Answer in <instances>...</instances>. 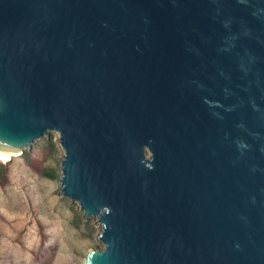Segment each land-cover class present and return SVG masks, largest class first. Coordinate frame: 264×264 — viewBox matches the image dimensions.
<instances>
[{
  "label": "water",
  "instance_id": "obj_1",
  "mask_svg": "<svg viewBox=\"0 0 264 264\" xmlns=\"http://www.w3.org/2000/svg\"><path fill=\"white\" fill-rule=\"evenodd\" d=\"M52 131L81 264H264V0H0V154Z\"/></svg>",
  "mask_w": 264,
  "mask_h": 264
},
{
  "label": "rangeland",
  "instance_id": "obj_2",
  "mask_svg": "<svg viewBox=\"0 0 264 264\" xmlns=\"http://www.w3.org/2000/svg\"><path fill=\"white\" fill-rule=\"evenodd\" d=\"M57 136L52 131L1 162L0 264H81L89 248L102 247L99 224L83 219L78 204L59 193L63 151ZM24 156L55 177L42 176Z\"/></svg>",
  "mask_w": 264,
  "mask_h": 264
},
{
  "label": "trees",
  "instance_id": "obj_3",
  "mask_svg": "<svg viewBox=\"0 0 264 264\" xmlns=\"http://www.w3.org/2000/svg\"><path fill=\"white\" fill-rule=\"evenodd\" d=\"M51 146L54 147L55 144L51 142ZM26 163L33 169L37 170L42 176L47 177V178H54L55 177V173L52 171H45L43 169H39L37 168V166L30 160V158L28 156H24ZM2 161H0V175L4 174V171H2L3 169L5 170V166L4 164L1 163Z\"/></svg>",
  "mask_w": 264,
  "mask_h": 264
},
{
  "label": "bare ground",
  "instance_id": "obj_4",
  "mask_svg": "<svg viewBox=\"0 0 264 264\" xmlns=\"http://www.w3.org/2000/svg\"><path fill=\"white\" fill-rule=\"evenodd\" d=\"M18 156V154H16ZM13 156L15 155H5V154H0V161L2 162H7L9 161Z\"/></svg>",
  "mask_w": 264,
  "mask_h": 264
}]
</instances>
